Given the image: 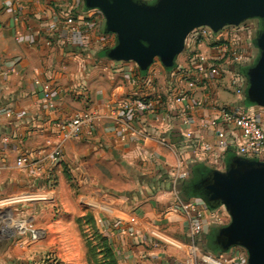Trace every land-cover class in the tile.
Returning <instances> with one entry per match:
<instances>
[{"label": "crops", "instance_id": "0c3cea01", "mask_svg": "<svg viewBox=\"0 0 264 264\" xmlns=\"http://www.w3.org/2000/svg\"><path fill=\"white\" fill-rule=\"evenodd\" d=\"M67 1L0 0V162L6 165L0 175V206L36 213L37 199L16 198L48 192L54 200L41 201L61 206L71 198L77 211L82 203L89 204L87 210L97 219L119 264H204L197 257L193 263L190 250L185 249L193 239L185 232L186 215L176 210V186L182 183V189L186 185L194 193L187 201L203 210V231L231 215L224 205H209L194 186L213 169L218 153L214 130L198 126L215 115L202 98L210 94L221 103H241L263 119L264 106L221 83L214 85L209 76L208 87L191 95L197 105L189 115L196 121L182 127V104L173 98V83L188 66L189 52L176 56L172 66L159 58L147 67L134 60L113 59L110 50L117 35L107 29L104 13L82 0L76 18L79 25L73 30L65 20ZM89 20L97 25L88 26ZM199 48L216 52L207 40ZM247 54L250 62L228 65L225 80L234 74L246 76L245 69L259 54L253 41ZM36 79L50 82V100ZM132 95L152 99L155 107L135 120L143 133L122 134L112 114ZM88 109L99 113L95 126L69 140L64 158L53 164L49 154L57 133L51 124ZM225 126L231 143L222 153L226 164L235 155L240 136L233 126ZM186 131L193 132L190 138ZM20 157L25 159L22 166L17 163ZM179 157L190 172L185 185L186 179H173ZM51 178L55 179L52 187ZM222 206L227 215L218 217ZM57 224L62 226V220ZM35 249L25 238H6L0 244V264H32L31 259H38ZM216 260L215 264H226Z\"/></svg>", "mask_w": 264, "mask_h": 264}, {"label": "water", "instance_id": "95a60500", "mask_svg": "<svg viewBox=\"0 0 264 264\" xmlns=\"http://www.w3.org/2000/svg\"><path fill=\"white\" fill-rule=\"evenodd\" d=\"M106 17L117 43L110 56L134 60L147 67L156 58L166 66L186 48L190 32L208 26L218 32L225 25L260 18L264 0H85ZM259 57L246 69L249 102L264 106V29L256 37ZM207 203L224 205L231 221L218 228L214 242L222 249L243 246L249 264H264V161L233 155L225 170L211 169L196 184Z\"/></svg>", "mask_w": 264, "mask_h": 264}, {"label": "built area", "instance_id": "2783aa9c", "mask_svg": "<svg viewBox=\"0 0 264 264\" xmlns=\"http://www.w3.org/2000/svg\"><path fill=\"white\" fill-rule=\"evenodd\" d=\"M82 0H68V7L65 13V20L71 29L76 30L78 25L76 22L77 16L80 15L78 8ZM150 1V0H144ZM88 26H95V20L86 22ZM258 28V23L254 19H248L239 25H230L222 28L218 32L213 31L208 26H201L194 29L187 37L186 50L189 52L188 66L185 67L177 79L173 83V98L177 103L182 104V127L190 126L196 121L192 115H189L197 103L192 99V94L199 89H206L209 83V76H212V83L214 85L225 86L239 96L246 95V78L244 76L232 75L230 80H225V73L229 69L228 65H246L250 62V57L247 54L249 44L252 42L255 31ZM209 41L216 52L215 54L206 53L199 48L200 44L204 41ZM42 89L44 97L48 100L51 99V84L50 82L35 80ZM2 87L0 85V94ZM202 102L209 103L210 109L214 112V117L209 121L199 123L198 126L202 129L212 128L217 137L216 148L218 152L216 159L213 161V169L225 170L226 164L222 158V153L226 152L231 145L228 138V129L225 124H229L235 128L239 133V140L235 142V155L245 157L248 159H256L264 161V119L253 116L249 110L241 103L226 104L218 101L217 98L210 94H205ZM199 103V101H198ZM155 103L152 99L132 95L123 99L117 109L113 112L114 123L122 134L130 132L143 133L140 128L135 127V120L138 119L144 112L153 110ZM99 113L94 110H81L76 112L69 119L58 120L51 124L53 130L57 133V140L49 154L51 162H61L64 158L65 146L69 140L80 135L85 129L95 126L99 119ZM192 131H186V137L192 136ZM8 138L5 137L6 141ZM205 144V143H204ZM203 144V145H204ZM25 159L20 157L18 164L23 165ZM6 168L3 162H0V175ZM190 176L189 169L182 157L177 159L176 167L173 174L175 182L187 179ZM51 187L55 185V179L49 180ZM37 200H54L51 194H31L27 197L16 198L18 201H26L30 199ZM176 210H181L187 218L188 234L191 238L199 235L203 231V210L197 204L191 201H184L177 197ZM4 213V214H3ZM8 219V214L0 211V244L6 239L10 238L11 234L8 230H12V234L21 235L28 242H36L42 235L39 228L34 227L29 218H17L12 226L5 223ZM194 251H199L198 245L193 241L190 245ZM191 252V251H190ZM191 261L195 263V258L199 257L201 263H210L206 256H213L202 254L197 256L195 252L191 254ZM224 263L232 264L238 257L235 250H230L222 256ZM220 260V259H219ZM221 261V260H220ZM184 262V261H183ZM223 262V261H222ZM228 262V263H227ZM186 264V263H184ZM214 264V263H213Z\"/></svg>", "mask_w": 264, "mask_h": 264}, {"label": "rangeland", "instance_id": "374dc122", "mask_svg": "<svg viewBox=\"0 0 264 264\" xmlns=\"http://www.w3.org/2000/svg\"><path fill=\"white\" fill-rule=\"evenodd\" d=\"M147 2L153 3L151 0ZM253 19L258 23V28L254 33L252 41L254 42L255 52L259 53L256 45V37L262 27L263 21L260 18ZM187 53L188 51L186 50L183 51L181 55L185 57V54ZM246 70L247 69H245V72ZM245 78L247 84L248 78L246 76ZM259 119L262 120L263 118L259 117ZM176 190L178 191V196L182 200H189V197L185 194L186 192H189V190L188 188L182 189V183L181 185L176 186ZM70 202L71 198L68 200V204L65 203V205L61 206L56 202H47V204H45L41 200H36V213L33 209H31L32 211L30 209L28 211L25 209L14 210L13 206L9 207L6 205L0 206V211H4L8 214V219L5 220V223H9L10 226H12V223L15 222L14 219L25 217L31 220L34 227L41 230V237L36 242L32 243L36 245L35 253L38 256V259H31L32 264H109V260L107 259L104 251H102V236H105V234L100 230V225L98 224L95 216H93L91 211L87 210L89 208V204L82 203L77 211V209L75 210L72 207ZM3 203L6 204L7 202L3 201ZM217 211L216 215L218 217H220L221 214L227 215L224 206L219 208ZM226 218L227 219L225 221L217 222L212 226V228H208L209 230L205 229L201 234L192 238V241L199 245V251H194L188 245L185 246L186 251L189 252L190 250L191 254L195 252V254L200 256V258L203 253L213 255L217 259L224 262V258L222 256L230 250H235V254L238 259L236 261H232L231 263L236 264L240 262L242 264H249V253L245 247L232 246L228 250L224 251L213 241L212 236L214 231L228 223V220L231 221L230 217ZM61 220L63 222L62 226L57 224V222H61ZM185 232H188L187 228ZM8 233L11 234L10 238L12 239L21 238V235L12 234V230H8Z\"/></svg>", "mask_w": 264, "mask_h": 264}, {"label": "trees", "instance_id": "16d2710c", "mask_svg": "<svg viewBox=\"0 0 264 264\" xmlns=\"http://www.w3.org/2000/svg\"><path fill=\"white\" fill-rule=\"evenodd\" d=\"M245 73V72H244ZM191 179V178H190ZM187 182V180L183 183V185H185ZM183 189H187L186 185L184 186ZM187 197H190L191 195H194V193L192 192H186L185 193ZM93 214V213H92ZM94 216V215H93ZM94 221V219H93ZM212 238V237H211ZM101 240V239H100ZM102 241H103V245H102V251H104L107 259L109 260V264H119L118 262V258L112 248L111 243L109 242L108 238L106 236H102Z\"/></svg>", "mask_w": 264, "mask_h": 264}, {"label": "flooded vegetation", "instance_id": "af4514ba", "mask_svg": "<svg viewBox=\"0 0 264 264\" xmlns=\"http://www.w3.org/2000/svg\"><path fill=\"white\" fill-rule=\"evenodd\" d=\"M152 2H154L155 0H151ZM227 26H230V25H225L224 27H227ZM223 27V28H224ZM260 29V28H259ZM264 29V24L262 23V27H261V29H260V31L261 30H263ZM259 50V49H258ZM260 52V51H259ZM258 57H259V54H258ZM258 57L252 62V64H250V65H253L256 61H257V59H258ZM214 238H215V234H214V236H213V241H214Z\"/></svg>", "mask_w": 264, "mask_h": 264}, {"label": "bare ground", "instance_id": "6f19581e", "mask_svg": "<svg viewBox=\"0 0 264 264\" xmlns=\"http://www.w3.org/2000/svg\"><path fill=\"white\" fill-rule=\"evenodd\" d=\"M207 257V259L210 261V262H212V263H217V260H216V258L215 257H211V256H206Z\"/></svg>", "mask_w": 264, "mask_h": 264}]
</instances>
